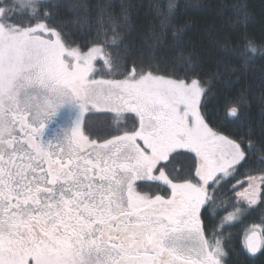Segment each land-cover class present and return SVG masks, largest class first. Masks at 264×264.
<instances>
[{
  "label": "snow or ice",
  "instance_id": "1",
  "mask_svg": "<svg viewBox=\"0 0 264 264\" xmlns=\"http://www.w3.org/2000/svg\"><path fill=\"white\" fill-rule=\"evenodd\" d=\"M56 7L0 0V264H228L225 229L264 209V143L251 129L213 126L210 82L191 55L161 68L156 36L147 53L132 55L120 35L131 5L108 0L94 21L82 6L80 41ZM178 9L168 0L162 26ZM225 51L247 68L264 57V42L245 37ZM129 59L123 79L97 78ZM101 105L118 118L135 114L138 125L100 135L88 121ZM249 107L243 93L226 98L223 119L240 122ZM177 150L194 154L192 169L166 171ZM149 184L170 195L145 191ZM225 187L243 191L221 217ZM242 250L264 255V225L249 227Z\"/></svg>",
  "mask_w": 264,
  "mask_h": 264
},
{
  "label": "trees",
  "instance_id": "2",
  "mask_svg": "<svg viewBox=\"0 0 264 264\" xmlns=\"http://www.w3.org/2000/svg\"><path fill=\"white\" fill-rule=\"evenodd\" d=\"M54 2L57 5L54 10L57 19L67 21V30L74 39L80 41L82 26L76 22L82 14V6L86 5L93 13L91 19L94 21L96 6L103 5L108 0H54ZM114 2L131 5L127 30H122L120 35L131 45L133 56L147 53L149 46L153 45L154 36L159 37V43L154 47L156 58L154 63L161 68L177 62L181 55H191L200 77L210 82L213 95L209 102V110L213 113V126H219L226 134L251 129L255 132L252 138L256 143H264L260 140L264 135V128L261 127L264 123V116L261 115V107L264 106V100L261 99V94L264 93V57H258L254 64L245 68L241 60L225 51L226 48L243 47L245 37L264 42V0H178L179 9L175 19L170 22L171 26L167 24L162 26L161 21L164 17L159 14L168 0H114ZM113 11L119 13L120 9L117 7ZM241 13H245L246 17H241ZM241 19L244 20L243 24L240 22ZM92 27L94 24L83 28V32H90ZM177 30L179 36L174 38L173 32ZM131 66L132 60L129 59L116 74L104 75L102 78L123 79V74ZM241 93L247 95L250 100V107L245 111L242 120L235 122L223 119L226 98L232 99ZM88 122L94 131L106 135L118 134L117 128L130 130L134 124L138 125V118L132 113L118 118L115 113L105 112L93 115ZM173 156L174 159L166 171L176 169L180 174L192 169L193 153L180 150ZM251 167L254 169L251 174L259 175V165L253 163ZM150 185L152 188L148 190L154 194L163 192L162 195H167L169 192L162 184ZM237 190L239 188L233 192L225 187L217 194L218 204L222 201L229 205L226 210H218L219 216L222 217L232 211L230 205L235 203L232 198ZM217 222L218 220L212 223ZM252 224L264 225V209L251 211L239 222L225 229V233L229 235L230 258L236 264H264V255L258 254L252 258L242 250L244 233Z\"/></svg>",
  "mask_w": 264,
  "mask_h": 264
},
{
  "label": "flooded vegetation",
  "instance_id": "3",
  "mask_svg": "<svg viewBox=\"0 0 264 264\" xmlns=\"http://www.w3.org/2000/svg\"><path fill=\"white\" fill-rule=\"evenodd\" d=\"M105 112H108V111L106 110V108H105L103 105H101V107H100L99 109H93V113H94L93 115H95V114H101V113H105ZM93 115H92V116H93ZM92 116H91V117H92ZM85 118H86V120H88V114H86V117H85ZM120 119H121V118H120ZM120 119H119V120H120ZM162 193H163V192H161L159 195H162ZM167 195H170V190H169V192L167 193ZM167 195H163V196H167ZM231 259H232V258H230V261H228V264H233V263L236 264L235 261H234L233 259H232V260H231Z\"/></svg>",
  "mask_w": 264,
  "mask_h": 264
},
{
  "label": "rangeland",
  "instance_id": "4",
  "mask_svg": "<svg viewBox=\"0 0 264 264\" xmlns=\"http://www.w3.org/2000/svg\"><path fill=\"white\" fill-rule=\"evenodd\" d=\"M97 78H102V77H97ZM104 79V78H103ZM104 106V105H103ZM105 108H106V110L108 111V112H112L111 111V109L109 108V107H107V106H104ZM112 113H114V112H112ZM126 114H128V113H125V115ZM123 117V116H122ZM177 151H179V150H177ZM185 151V150H184ZM244 187H247V184H245L244 185ZM152 188V186L149 184V185H146L145 186V188H144V190L145 191H149L148 189H151ZM240 191H243V188H239V190H237V192H240ZM150 192V191H149Z\"/></svg>",
  "mask_w": 264,
  "mask_h": 264
}]
</instances>
